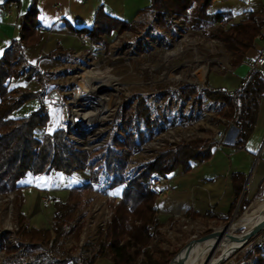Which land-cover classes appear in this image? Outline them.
<instances>
[{"label":"rangeland","instance_id":"obj_1","mask_svg":"<svg viewBox=\"0 0 264 264\" xmlns=\"http://www.w3.org/2000/svg\"><path fill=\"white\" fill-rule=\"evenodd\" d=\"M157 15L151 11L141 13L136 21L131 22L134 24L133 30L105 34L97 42L89 37L90 42L87 41L86 36L80 37L81 44L78 49L60 50L64 52L62 64L43 73L46 78L40 90L43 91V103L48 107L50 122L46 127L37 130L39 139L52 133L57 127H64L71 144L90 153L97 150L98 156L93 158L97 160L103 156L101 149L106 146L114 145L116 150L122 151L117 144L119 140H124L126 136L124 130L136 134L144 132L148 138L129 160L127 166L129 178L133 174L138 175L142 171V166L160 153L196 138L215 142L216 156L234 154L229 147L232 144L229 138L235 131V126L228 124L220 112L223 104L207 99L202 93L208 87L211 75L227 76L235 69L231 63V53L224 44L208 35L217 24H211L205 29H195L188 21L171 16L163 25ZM225 66L232 67V70H223ZM204 71L206 76L202 77ZM86 72H100L98 76L109 74L113 84H116L115 89L101 91L103 97L111 99L108 110L102 115L95 132L85 130L88 128L87 122L74 120L75 111L82 114L92 110V107L87 106V102H92L93 99H85L77 102L78 104L74 102L77 88L83 82V74ZM25 73L22 76L27 77L29 74L26 70ZM190 86L198 87L199 99L196 100L194 97L187 99L181 95L184 89ZM10 88V96L13 97L16 95V89L12 86ZM53 91L59 95V99L51 97ZM234 92L228 91L232 95ZM31 103L25 104L13 116H24L36 104L39 105L37 100L33 105ZM130 109L135 111L134 117L130 124H124V113ZM252 146L253 144L250 145ZM232 158L239 166L246 163L243 161L245 156L237 154L230 157L229 161H225L226 166L231 163ZM250 160L246 167L248 177L251 175L245 190L250 201L247 206L244 207L242 202L245 196V193H242L228 220L219 217L191 219L185 213H174L165 221L161 220L163 222L161 233L153 237L150 249L155 252L159 249L167 253L179 252L187 243L191 245L202 239L201 237L242 217L256 200L264 197L263 141L256 147ZM192 164L195 166L194 162ZM101 169L97 182H92L90 167L76 171L70 176L53 171L44 176L38 184L36 183L38 178L30 174L33 182L31 185L24 184L27 177H30L27 175L22 182L25 189L21 207L15 193L0 194V264H28L21 251H25L30 242L18 234L19 212L26 216L30 227L51 229L55 213L54 201L57 199L66 201L74 187L83 188V197L72 229L77 225L83 227L76 243L69 227L67 237L62 241L63 247L70 249L75 245L73 257L88 255L89 252L85 253L83 249L86 245L99 241L101 233L112 219L111 204L119 200L124 187L122 185L112 188L111 184H108L112 182L111 178L106 174L103 163ZM174 172L184 174L181 167ZM170 175L173 174L167 177L160 176L167 178V186L162 195L156 193L157 200L167 196L168 183L172 178ZM93 185L100 187L102 195L93 191ZM102 220H107L104 228L101 227ZM96 233L97 236L94 238L92 235ZM241 234V230L237 231L232 239L239 238ZM15 238L19 242H29V245L17 248L14 246ZM7 243L14 247L16 252H10ZM260 244L264 249V230L229 256L226 254L221 258L215 257L211 264H264V251L259 252L255 249ZM44 246L55 254L51 245ZM108 260H111V257ZM104 262L100 259L96 264Z\"/></svg>","mask_w":264,"mask_h":264},{"label":"trees","instance_id":"obj_2","mask_svg":"<svg viewBox=\"0 0 264 264\" xmlns=\"http://www.w3.org/2000/svg\"><path fill=\"white\" fill-rule=\"evenodd\" d=\"M214 1L153 0L150 6L140 11V14L149 11L157 13L163 25L171 16L188 21L195 29H205L211 24H217L208 35L224 44L231 53V63L235 67L241 64L247 52L254 48V41L264 28V11L251 13L248 19L229 25L227 15L208 14V8ZM37 4L38 0H32L27 12L21 16L19 38L13 41L12 48L0 58V194L15 193L21 207L25 188L22 182L27 175H49L55 171L70 176L76 171L90 167L92 182H97L103 163L106 174L111 178L112 188L122 185L124 187L119 200L111 204L112 219L101 233L99 241L86 245L83 249V252H89L84 256L83 263L96 264L100 259L111 257L113 264H170L177 251L167 253L162 249L156 252L150 249L153 237L159 235L163 227L156 209L158 195L151 189L150 179L153 176L167 177L179 167L184 172L190 171L192 161L203 162L211 159L216 143L203 138L182 142L145 163L142 171L130 179L127 166L132 154L147 140L144 132L136 134L124 130L126 136L117 144L122 151L116 150L114 145L106 146L101 149L103 156L97 160L93 159L94 156H98L97 150L90 153L75 148L68 139L64 127H57L52 133L39 139L37 130L46 127L50 122L48 107L43 103V91L33 92L18 88L15 91L16 95L11 97L9 90V81L26 74L25 70L29 74L27 80L36 78L43 86L45 83V74L29 66L23 52L25 45H37L44 37V33L39 30ZM133 29L134 24L110 17L101 6L96 12L93 26L90 29H77L76 32L80 37L87 36L97 42L105 34L111 35L113 32L122 33ZM199 92L198 87L190 86L186 87L181 95L187 99L194 97L197 100ZM202 93L207 99L223 104L220 112L226 122L239 130L232 148L244 149L256 127L258 112L264 100V74L251 68L233 95L225 89H212L209 86ZM34 99L40 101L37 109L21 117L13 116ZM138 112L140 113V109ZM134 113L132 109L125 111L124 124H130ZM246 181L247 177L243 173L233 175L236 198L230 215L241 198ZM82 189L74 187L66 201L59 199L54 201L55 213L51 229L30 227L26 216L19 212L18 234L30 242L26 250L21 251L28 264H78V259L72 254L76 246L65 249L62 241L67 237L69 227L75 243L80 238L83 226L77 225L72 229V224L82 203ZM244 195L242 202L245 207L250 201L246 197L247 193ZM186 216L196 219L199 215L188 211ZM205 217L216 218L211 212ZM7 245L10 252H16L9 243ZM44 245H51L55 252V260L51 261L46 256L43 251ZM194 246L196 245L187 248ZM255 249L259 252L264 251L260 246ZM187 252L181 253L178 260Z\"/></svg>","mask_w":264,"mask_h":264},{"label":"crops","instance_id":"obj_3","mask_svg":"<svg viewBox=\"0 0 264 264\" xmlns=\"http://www.w3.org/2000/svg\"><path fill=\"white\" fill-rule=\"evenodd\" d=\"M7 1L0 0V58L12 48L13 41L19 38L20 18L32 4V0H18L11 17L6 19L4 5ZM152 2L153 0H38L39 30L44 33V37L37 45L24 46L23 52L27 63L40 73L61 65L64 52L60 50L80 47L81 40L76 30L90 29L93 26L96 12L101 6L110 17L131 23L136 21L140 11L150 6ZM260 11H264V0H215L208 8V14L211 16L227 15L226 20L229 25L240 23L248 19L251 13ZM261 52H264V28L261 34L256 37L254 48L247 52L244 61L235 66L234 71L227 76L211 75L208 86L212 89L237 90L251 69L249 63L253 62ZM25 78V76H20L11 79L9 88L12 86L13 89L25 88L33 92L41 91V83L36 78L31 80ZM36 100L39 101L34 99L28 103L32 102L33 105ZM39 105L36 104L31 111L37 109ZM237 134L233 139L231 136L229 138L232 143L229 147L234 151L231 156H216L214 148L210 160L192 161L195 166L191 162L190 171H183L182 175L176 172L170 175L173 179L171 178L168 183L167 196L156 201L157 215L159 219L161 218L160 221H165L174 213H185L186 215L188 211L197 213L199 215L197 218L205 217L210 212L216 218L226 219L230 215L232 204L236 198L233 175L235 173L246 175L247 181L243 191L245 193L246 185L251 178V175L248 177L247 163H250V158L254 155L256 147L262 141L264 142V138H262L264 135V100L258 112L256 127L242 150L232 148ZM252 144L253 146L250 147ZM237 154L245 156L243 161L246 163L239 166L238 163L236 164L237 161L232 158L231 163L226 166L225 161H229L230 157ZM28 176L30 177H27L25 185L33 183L32 176ZM44 176L47 175H36L38 178L36 183L42 181ZM101 260L105 261L104 264H108L106 261L113 264L108 258Z\"/></svg>","mask_w":264,"mask_h":264},{"label":"bare ground","instance_id":"obj_4","mask_svg":"<svg viewBox=\"0 0 264 264\" xmlns=\"http://www.w3.org/2000/svg\"><path fill=\"white\" fill-rule=\"evenodd\" d=\"M98 74L101 73L86 72L83 74V82L78 86L74 100L77 103L85 99H93L92 102H87V106L92 107V110L82 114L74 112V120L87 122L88 128L85 130L91 132H95L98 129L100 119L108 110V103L111 99L103 97L101 91L112 90L116 86L111 81L109 74H103V76H98ZM235 135L236 129L230 136L233 139ZM263 222L264 197L254 202L239 219L225 227L217 229L214 234L207 235V237L189 245L188 247L192 245L196 246L186 249L185 251L188 252L176 264H211L215 257L221 258L226 254L229 256L232 252L244 247L252 238V234ZM240 230L242 231L241 236L232 239L234 234Z\"/></svg>","mask_w":264,"mask_h":264},{"label":"built area","instance_id":"obj_5","mask_svg":"<svg viewBox=\"0 0 264 264\" xmlns=\"http://www.w3.org/2000/svg\"><path fill=\"white\" fill-rule=\"evenodd\" d=\"M18 4V0H8L7 3L4 5V8H5V18L6 19H9L11 17V14H12V11L14 10V8L17 6ZM1 6V4H0ZM87 41L90 42L89 38L86 36L85 37ZM250 68H254L256 70H259L260 72H262L264 74V52H261L257 58L251 62L250 64ZM223 70L225 71H230L232 70V67H223ZM201 76V75H200ZM198 76V77H200ZM206 74H205V71L203 73V76L202 77H205ZM47 97V96H46ZM137 175L133 174L130 178H134L136 177ZM108 184H111L112 185V182H108ZM150 186L152 188V190L157 193L158 195H162L163 193H165V190H166V186H167V178H164V177H160V176H154L151 178L150 180ZM93 191L99 195H102V192L100 190V187L99 186H95L93 185ZM107 220H102L101 221V227H105L107 225ZM149 230H151V227L148 228ZM94 238L97 236V233L92 235ZM84 237L82 236V240H81V243H83V240ZM16 241H14V246L15 247H19L22 245V246H28L29 245V242H19L16 238H15ZM260 247L262 246L261 244L259 245ZM43 251L44 253L46 254V256L49 258V260H55L56 259V256L54 253L51 252L50 248L46 247V246H43ZM74 258H77L78 259V264H84L83 263V258L84 256L82 255H74Z\"/></svg>","mask_w":264,"mask_h":264},{"label":"water","instance_id":"obj_6","mask_svg":"<svg viewBox=\"0 0 264 264\" xmlns=\"http://www.w3.org/2000/svg\"><path fill=\"white\" fill-rule=\"evenodd\" d=\"M51 97L52 98H54V99H59V95L55 92V91H53L52 93H51ZM235 129H236V134L238 133V128L237 127H235ZM264 230V222L256 229V231L252 234V237L253 236H256L257 234H259L260 232H262ZM215 233V231L213 232V233H211V234H209V235H212V234H214ZM207 236V235H206ZM203 237H205V236H203ZM203 237H201V238H203ZM189 244L190 243H187L174 257H173V259H172V261H171V263L170 264H176L177 263V261H178V257H179V255L189 246Z\"/></svg>","mask_w":264,"mask_h":264}]
</instances>
